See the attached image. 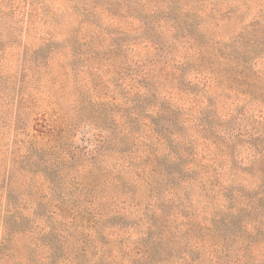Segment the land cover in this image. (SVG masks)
<instances>
[{
	"label": "rangeland",
	"instance_id": "obj_1",
	"mask_svg": "<svg viewBox=\"0 0 264 264\" xmlns=\"http://www.w3.org/2000/svg\"><path fill=\"white\" fill-rule=\"evenodd\" d=\"M0 264H264V0H0Z\"/></svg>",
	"mask_w": 264,
	"mask_h": 264
},
{
	"label": "trees",
	"instance_id": "obj_2",
	"mask_svg": "<svg viewBox=\"0 0 264 264\" xmlns=\"http://www.w3.org/2000/svg\"><path fill=\"white\" fill-rule=\"evenodd\" d=\"M7 241H10V234H9V236H8V238H7ZM16 248H19V247H16ZM11 249H10V247L8 246V243L6 242L3 246H2V251H3V255H6V258L7 257H9V255H11L10 254V251ZM17 251V250H16ZM243 256H245V255H243Z\"/></svg>",
	"mask_w": 264,
	"mask_h": 264
}]
</instances>
